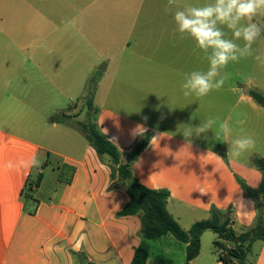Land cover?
I'll return each mask as SVG.
<instances>
[{"label": "crops", "instance_id": "1", "mask_svg": "<svg viewBox=\"0 0 264 264\" xmlns=\"http://www.w3.org/2000/svg\"><path fill=\"white\" fill-rule=\"evenodd\" d=\"M88 3L0 0V264H83L85 259L86 264H132L138 247L149 251L147 264H186V244L170 234L159 240L144 239L139 216L117 215L128 203V195L125 188L114 187L108 158H100L85 135L83 141L68 139L66 153L43 144L65 124L54 117L62 112L73 114V108L65 111L58 106L60 95L75 78L87 75V48L81 43L73 45L72 40L74 35L87 39ZM99 15L103 17L102 13L95 16ZM142 20L139 24L136 18L132 23V36L138 26L139 31L135 44L125 45L132 51L129 60H118L115 65L116 73L119 68L128 69L119 79L128 95L119 92L115 78L111 106L99 103L105 82L104 76L100 78L94 122L118 147L123 163L137 140L153 133L150 146L132 163V170L148 188L170 192L168 210L185 230L207 219L213 207L233 210L236 231L251 229L257 204L246 197L237 177L252 189L260 187L262 174L251 161L264 157V127H232L227 138L221 133L216 139L212 130L186 138V128L203 120L200 97L183 96L181 84L186 73L206 70L207 63L202 64L198 49L183 46L184 40H192H181L178 34L171 43V54L155 59L153 54L161 46L151 43L152 18L145 15ZM154 63L161 69L159 77L151 75ZM158 83L159 87L152 86ZM230 90L237 93L238 89ZM211 94L215 101L216 91L207 96ZM240 99L251 98L246 93ZM244 134L255 138V147L233 159L227 155L229 144ZM43 150L50 157L39 171L43 180L29 203L23 193L35 167L9 170L5 165L34 154L39 157ZM64 166L75 169L68 177L70 182L67 175L59 179ZM45 167H52L57 175L53 198L40 199ZM241 193L245 207L239 201ZM248 201L255 203L248 205ZM209 232L202 236L200 255L190 264H224L214 249L218 236L214 233L209 246ZM248 262L264 264L263 241L252 244Z\"/></svg>", "mask_w": 264, "mask_h": 264}, {"label": "rangeland", "instance_id": "2", "mask_svg": "<svg viewBox=\"0 0 264 264\" xmlns=\"http://www.w3.org/2000/svg\"><path fill=\"white\" fill-rule=\"evenodd\" d=\"M86 8V15L88 17V33L85 41L84 36L74 35L73 45L80 43L87 48L88 54V68L86 73L88 77L81 76L74 79V82L67 86L65 91L58 99V106L65 111L73 108V114L69 117L67 123L60 125L59 129L52 131L51 135L46 137L43 144L50 146L52 149L66 153L67 140L83 141L85 140L83 132L78 128L79 122H86L87 108L84 103V96L86 94V87L90 79H96L99 82L100 78L104 76L105 82L102 92L99 96V103H105L111 106L113 100L114 80L118 78L117 84L119 92L128 95V89L120 84L119 79L127 75V68L117 69L115 72V65L118 60L124 59L128 61L132 51L126 48L128 43L135 44V36L138 34L139 26L135 29V35L132 36V23L138 18V23H143L145 15L151 16V43L154 47L161 46L160 51H157L155 59H161V56H168L171 54V43H175L176 34L171 33V30L176 31L173 15L175 7L168 12H165L167 0H88ZM208 2V0H177V4L182 8L185 5H199ZM70 11L74 12L73 7ZM97 13H102L103 17H96ZM264 15H258L255 19L258 22H264ZM72 19V20H71ZM75 20V16L69 19V26L73 27L71 23ZM138 24V25H139ZM148 28V27H147ZM227 31V30H226ZM75 34V32H74ZM230 35V33H229ZM150 39L148 36V43ZM183 46H191L195 48V43L189 40L183 41ZM181 45V44H180ZM258 51H264V39H260L253 45ZM202 64L207 63L204 54L198 51ZM156 60H152L154 62ZM151 69L153 77L160 76L161 69L154 63ZM106 69V72L103 71ZM225 84L222 88L216 91L217 96L214 101L213 95L200 98L199 115L202 120L205 114H209L211 118L217 119L216 127L227 120L231 127H264V108L259 106L254 100H241L240 97L246 96L248 88L256 89L264 94V67H261L253 58H242L238 62L230 63L226 69ZM150 74V73H149ZM94 76V77H93ZM155 88L158 84H153ZM157 86V87H156ZM236 88V92L230 89ZM248 89L247 94H249ZM205 99V101H204ZM210 104L208 107V102ZM206 103V104H205ZM215 114V115H214ZM61 113L54 118L58 119ZM204 117V118H203ZM73 138V139H72ZM42 142V141H41ZM264 156V150L262 151ZM47 151L43 150L39 158L42 161L41 165L34 168L31 182L36 183L39 171L43 170L44 164L47 160ZM56 158L52 157L55 163ZM45 180L43 186L38 193V198L46 199L53 194V188L56 181V172L52 167H45ZM67 178L70 172H66ZM28 194V193H27ZM53 198V197H51ZM30 203V201H28ZM210 239L207 238L210 246L211 239L214 233L209 232Z\"/></svg>", "mask_w": 264, "mask_h": 264}, {"label": "trees", "instance_id": "3", "mask_svg": "<svg viewBox=\"0 0 264 264\" xmlns=\"http://www.w3.org/2000/svg\"><path fill=\"white\" fill-rule=\"evenodd\" d=\"M97 89V80L90 79L84 96L87 120L77 124L97 155L100 158H108L112 170V179L116 181L114 187L125 188L129 201L117 215L119 217L139 216L142 225L141 235L144 239L159 240L170 234L186 244V264H190L200 255L202 236L209 231L218 236L214 242V249L219 253L220 260L224 264H252L248 262V254L252 244L256 241L264 242V157L255 156L251 161L252 167L258 169L262 174V182L258 189H252L244 180L237 177L246 197L255 200L257 204L256 220L251 229H244L242 232L236 231L233 210L222 211L213 207L207 219L198 221L189 230H185L168 210L170 192L167 189L154 190L148 188L134 176L132 170V163L150 146L153 133L147 132L142 135L127 155V162L123 163L118 147L103 134L101 128L93 120L94 99ZM248 95L264 108L263 93L251 89ZM60 116L56 119L58 123H67L70 117L66 112H62ZM48 156L50 157V154ZM60 169L62 171L60 181L67 175L66 172H70V175L75 172V169L69 166ZM42 180V174H39L36 183L28 180L23 193L28 201L33 200L34 192L39 188ZM149 256L150 253L147 249L138 247L132 264H147Z\"/></svg>", "mask_w": 264, "mask_h": 264}, {"label": "clouds", "instance_id": "4", "mask_svg": "<svg viewBox=\"0 0 264 264\" xmlns=\"http://www.w3.org/2000/svg\"><path fill=\"white\" fill-rule=\"evenodd\" d=\"M175 7L173 15L178 38H190L195 48L201 51L207 60L206 70H193L185 74L181 84L183 96L205 97L217 91L225 84L224 69L232 62L242 58H253L264 67V51L253 47L260 39H264V22L256 21L258 15H264V0H208L199 5H185L182 8L177 0H167L165 12ZM227 30V31H226ZM230 33V35H229ZM216 118H207L198 126H188L183 133L190 137L200 136L209 130L214 131L215 138L222 133L225 138L231 136L232 127L228 121L219 124V131L214 130ZM142 129V126H137ZM256 140L252 135H240L230 142L227 155L238 159L244 153L254 149ZM215 155L214 153H212ZM42 161L37 155L17 163L7 162L9 170L39 167ZM239 201L245 207L242 193ZM248 201L247 204H254Z\"/></svg>", "mask_w": 264, "mask_h": 264}, {"label": "water", "instance_id": "5", "mask_svg": "<svg viewBox=\"0 0 264 264\" xmlns=\"http://www.w3.org/2000/svg\"><path fill=\"white\" fill-rule=\"evenodd\" d=\"M248 92V89L246 90V93ZM87 263V260L85 259L84 261H83V264H86Z\"/></svg>", "mask_w": 264, "mask_h": 264}]
</instances>
